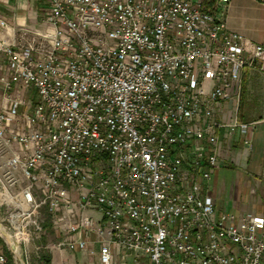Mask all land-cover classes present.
Segmentation results:
<instances>
[{
    "label": "built area",
    "instance_id": "2783aa9c",
    "mask_svg": "<svg viewBox=\"0 0 264 264\" xmlns=\"http://www.w3.org/2000/svg\"><path fill=\"white\" fill-rule=\"evenodd\" d=\"M37 1L45 28L0 48L4 91L37 94L0 113V238L19 262L44 208L68 220L59 247L95 234L101 264H264V215L209 191L219 131L250 130L231 107L264 57L214 12L231 0Z\"/></svg>",
    "mask_w": 264,
    "mask_h": 264
},
{
    "label": "crops",
    "instance_id": "0c3cea01",
    "mask_svg": "<svg viewBox=\"0 0 264 264\" xmlns=\"http://www.w3.org/2000/svg\"><path fill=\"white\" fill-rule=\"evenodd\" d=\"M209 2L205 1L208 7ZM45 11V5L37 0H0V12L7 21L6 27H0V48L3 44L27 38L25 29L45 28L42 22ZM214 12L229 30L240 33L252 45L264 47V0H231L229 5H222ZM4 59L0 51V111L8 106L9 97L16 95L25 101L21 112L27 111L36 103L37 94L32 89L8 93L4 91ZM228 110V105L224 104L223 115H227ZM231 110L232 116L236 115L240 122L251 125L250 130L246 135L239 131L229 133L226 129L219 131V165L209 181V191L219 211L238 219L264 215V57L246 71L241 99L237 105H232ZM229 165L241 170L228 195L224 187L218 190L213 176L218 173V168ZM93 248H96V253L87 256L83 252L56 247L51 251V264H71L72 258L79 259V264H101L98 254L100 245L97 241H94Z\"/></svg>",
    "mask_w": 264,
    "mask_h": 264
},
{
    "label": "rangeland",
    "instance_id": "374dc122",
    "mask_svg": "<svg viewBox=\"0 0 264 264\" xmlns=\"http://www.w3.org/2000/svg\"><path fill=\"white\" fill-rule=\"evenodd\" d=\"M198 1V0H193ZM46 12V11H45ZM45 14L43 15V17ZM3 71L6 73V67L4 65ZM7 78V73H6ZM5 109V108H4ZM1 110V112L4 111ZM2 159L0 158V164ZM240 168L232 166H222L218 168V173L213 176V181H216L217 188L221 191L222 187L225 189V193L229 195L231 190V185L236 179L237 175L240 173ZM232 202V201H231ZM3 208H0V217L3 215ZM88 213L92 214L97 220L102 218V213L96 210H90ZM38 223L41 226V231H37L32 226L30 227V239L27 244L23 246V256L26 264H42L41 256L42 255H51V251L56 247H59V243L63 242L65 238L64 229H66L68 220L63 221L60 225L56 224V220L52 217L44 208H41L38 212ZM91 241L94 242L96 239L95 234H92L90 237ZM0 247L2 248L4 254L7 257V254L10 253L14 259L15 264H21L8 247L5 242L0 238ZM61 248V247H59ZM65 248V247H64ZM66 249V248H65ZM85 255L93 256L94 252L96 253V248L89 247L86 251H81ZM99 254V253H98ZM73 255V254H72ZM76 261V262H75ZM80 260H74L72 258L71 264H79Z\"/></svg>",
    "mask_w": 264,
    "mask_h": 264
},
{
    "label": "trees",
    "instance_id": "16d2710c",
    "mask_svg": "<svg viewBox=\"0 0 264 264\" xmlns=\"http://www.w3.org/2000/svg\"><path fill=\"white\" fill-rule=\"evenodd\" d=\"M212 2L213 0H210L209 3L212 4ZM40 260L42 264H51V255H42ZM7 264H15L14 259L10 253L7 254Z\"/></svg>",
    "mask_w": 264,
    "mask_h": 264
},
{
    "label": "water",
    "instance_id": "95a60500",
    "mask_svg": "<svg viewBox=\"0 0 264 264\" xmlns=\"http://www.w3.org/2000/svg\"><path fill=\"white\" fill-rule=\"evenodd\" d=\"M20 261L22 264H25L23 256L20 257Z\"/></svg>",
    "mask_w": 264,
    "mask_h": 264
}]
</instances>
